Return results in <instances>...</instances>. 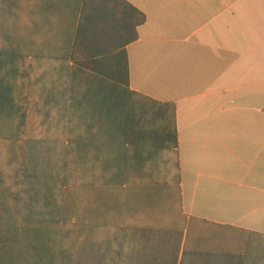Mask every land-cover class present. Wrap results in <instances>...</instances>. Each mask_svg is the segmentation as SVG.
<instances>
[{
  "label": "crops",
  "instance_id": "crops-1",
  "mask_svg": "<svg viewBox=\"0 0 264 264\" xmlns=\"http://www.w3.org/2000/svg\"><path fill=\"white\" fill-rule=\"evenodd\" d=\"M125 1L80 110V0H0V264H264V0Z\"/></svg>",
  "mask_w": 264,
  "mask_h": 264
},
{
  "label": "trees",
  "instance_id": "trees-1",
  "mask_svg": "<svg viewBox=\"0 0 264 264\" xmlns=\"http://www.w3.org/2000/svg\"><path fill=\"white\" fill-rule=\"evenodd\" d=\"M145 21L146 16L125 0H80L79 29L72 56L75 63L72 76L78 81L80 110L90 109V94H131L130 64L125 48L138 40V28ZM5 56L0 51V72L6 64ZM6 89L10 88L2 83L0 123L5 112L1 97Z\"/></svg>",
  "mask_w": 264,
  "mask_h": 264
},
{
  "label": "rangeland",
  "instance_id": "rangeland-1",
  "mask_svg": "<svg viewBox=\"0 0 264 264\" xmlns=\"http://www.w3.org/2000/svg\"><path fill=\"white\" fill-rule=\"evenodd\" d=\"M20 27H22V22L20 23ZM22 31L20 30V32H19V34L21 33ZM20 40V39H19ZM21 41V40H20ZM22 50V49H21ZM23 53V52H22ZM4 122H5V118H4V120L2 121V124H3V126H6V124H4Z\"/></svg>",
  "mask_w": 264,
  "mask_h": 264
}]
</instances>
